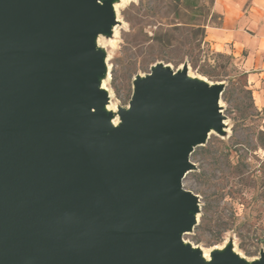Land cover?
I'll return each mask as SVG.
<instances>
[{
  "label": "water",
  "instance_id": "water-1",
  "mask_svg": "<svg viewBox=\"0 0 264 264\" xmlns=\"http://www.w3.org/2000/svg\"><path fill=\"white\" fill-rule=\"evenodd\" d=\"M113 19L99 0H0V264H205L181 240L199 202L182 181L223 87L157 62L110 133L88 38Z\"/></svg>",
  "mask_w": 264,
  "mask_h": 264
},
{
  "label": "rangeland",
  "instance_id": "rangeland-1",
  "mask_svg": "<svg viewBox=\"0 0 264 264\" xmlns=\"http://www.w3.org/2000/svg\"><path fill=\"white\" fill-rule=\"evenodd\" d=\"M99 3L109 5V11L112 3L118 8L116 15L111 13L115 19L97 31L100 37L94 48L101 58L95 73L97 87L108 101L100 112L109 117L110 133L114 131L112 123L123 122L131 108L135 80L151 73L157 62L170 65L175 72L186 66L194 75L222 85L223 127L221 131L215 128L206 142L194 148L192 168L182 181L184 188L199 199L198 206L188 208L186 213L200 215L182 237L207 250L226 246L227 253H236L243 262L261 261L264 142L259 137L264 132V111L255 104L247 74L233 66L230 55L214 52L205 40L206 27L219 22L212 11L214 0ZM160 39L171 43L164 47Z\"/></svg>",
  "mask_w": 264,
  "mask_h": 264
},
{
  "label": "crops",
  "instance_id": "crops-1",
  "mask_svg": "<svg viewBox=\"0 0 264 264\" xmlns=\"http://www.w3.org/2000/svg\"><path fill=\"white\" fill-rule=\"evenodd\" d=\"M212 11L221 24L208 25L205 40L247 74L255 104L264 111V0H214Z\"/></svg>",
  "mask_w": 264,
  "mask_h": 264
},
{
  "label": "bare ground",
  "instance_id": "bare-ground-1",
  "mask_svg": "<svg viewBox=\"0 0 264 264\" xmlns=\"http://www.w3.org/2000/svg\"><path fill=\"white\" fill-rule=\"evenodd\" d=\"M108 1V0H107ZM100 5H102L100 3ZM117 5H115L114 3L111 4V7H110V12L113 13V14H117ZM97 28L100 29L101 27L99 25H97ZM101 30V29H100ZM103 31V30H102ZM100 35L99 33L97 32L95 34V36H92V37H89L88 38V41L90 44L93 45V47L95 48L98 44V39H99ZM100 48V47H99ZM106 60V59H104ZM103 60V62L105 63V61ZM185 64V63H184ZM188 64V63H187ZM108 65V64H107ZM165 68H168L170 67V65H165L164 66ZM189 67V66H188ZM180 72H182V68L179 69ZM98 71V70H97ZM96 71V72H97ZM145 74V73H144ZM108 75H110V72L108 71ZM147 76L146 75H141L139 76L141 79H144L145 77ZM97 80L99 79L98 77H95ZM137 78V77H136ZM187 78L188 80L193 83V84H205L207 85L208 87H211L213 83H210L205 77L201 76V75H194L193 73H191L190 71L188 72L187 74ZM102 87H104V84L101 85ZM105 88V87H104ZM109 89V88H108ZM101 91V90H100ZM110 95V94H109ZM109 98V97H108ZM221 103V102H220ZM113 104V102H112ZM114 106V104H113ZM105 110V109H104ZM103 112V111H101ZM107 114V113H106ZM111 122V121H110ZM113 122V121H112ZM122 124V121H120V123L118 125H116L115 123H112V126L114 127V130L116 129H119L120 126ZM215 130V127H211L209 132H208V135L211 134L213 131ZM224 130V129H223ZM188 214V213H186ZM190 214V213H189ZM199 214L198 213H194V215H192V217L194 218L195 220V223H197L199 221ZM183 232H181V240H182V243L184 244V246H187L191 249L192 253L197 255L198 257H200V260L202 261V263L204 262L205 264H211L214 259H216L217 257H221L224 255V253L226 252V246H223V247H217L215 249H212V250H207V249H203V248H198L197 246H194L193 244L191 243H187L184 241L183 239ZM222 245V244H221ZM200 249L201 251L198 253V249ZM234 256H236L237 260L240 262V264L242 263H245V264H252L251 262H243L244 259L240 256H238L236 253H233ZM242 255V254H241ZM249 258V257H248ZM256 262V261H255Z\"/></svg>",
  "mask_w": 264,
  "mask_h": 264
},
{
  "label": "trees",
  "instance_id": "trees-1",
  "mask_svg": "<svg viewBox=\"0 0 264 264\" xmlns=\"http://www.w3.org/2000/svg\"><path fill=\"white\" fill-rule=\"evenodd\" d=\"M220 24H221V21L219 20V22H218V26H220ZM205 32H206V30H205ZM159 41H161L160 42V44L162 45V46H166L167 47V45H169L171 42L168 40L167 42H163L161 39L159 40ZM184 54H186V51H184ZM259 139H262V141L264 142V132L262 133V136L261 137H259Z\"/></svg>",
  "mask_w": 264,
  "mask_h": 264
}]
</instances>
